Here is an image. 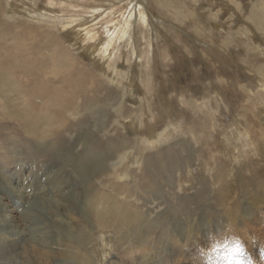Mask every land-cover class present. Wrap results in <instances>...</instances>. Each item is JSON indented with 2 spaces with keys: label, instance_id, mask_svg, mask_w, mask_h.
Masks as SVG:
<instances>
[{
  "label": "rangeland",
  "instance_id": "1",
  "mask_svg": "<svg viewBox=\"0 0 264 264\" xmlns=\"http://www.w3.org/2000/svg\"><path fill=\"white\" fill-rule=\"evenodd\" d=\"M133 1L0 0V264H264V0H147L152 31L139 17L126 29ZM37 84L55 93L42 98ZM79 116L91 141L129 142L107 160L119 177L99 187L89 225L82 187L64 186L77 168L24 140ZM140 173L175 175L115 250ZM110 214L121 225H97Z\"/></svg>",
  "mask_w": 264,
  "mask_h": 264
},
{
  "label": "bare ground",
  "instance_id": "2",
  "mask_svg": "<svg viewBox=\"0 0 264 264\" xmlns=\"http://www.w3.org/2000/svg\"><path fill=\"white\" fill-rule=\"evenodd\" d=\"M129 3H130L129 5H131V2H129ZM133 3H135V4L131 5L130 9L127 12L123 13L124 14L123 19H127L126 21H122V22L126 23L125 24L126 29H127L126 25L129 26V23L131 24V21L129 22L128 18H131L133 20L136 17H139L138 19H140V21L144 24V26L147 25L148 29H151V31H152V29H153V22L152 21L157 22V20L155 17H152V15H154V14H152V12H150L149 15H145L146 14V8H147L146 4L148 3V1L147 0H135V2L133 1ZM50 6L53 7L54 3L50 4ZM148 7H149V5H148ZM246 18L248 19L249 23L252 26H254V27L256 26L258 29L261 28L259 25L260 20L257 17H254V14L249 13V15L247 14ZM79 25L80 26H77V27H79V29H80L79 31L81 34L84 32H88L89 27L84 22L80 23ZM111 34H113V31L109 30V36H111ZM82 41H84V40H82ZM150 48L153 49V47L151 45H150ZM35 91H37V95H39L42 98H48L47 96L55 93L53 90L46 88L45 86H43L41 84L36 85ZM130 91L131 90L128 89L126 91V94ZM48 99H50V98H48ZM88 99H94V97H92V98L87 97V96L84 97V100H88ZM117 99L118 98H116V101H117ZM62 103H59L58 100L56 101V105L58 107H61V108L63 107V104H64V103L63 104ZM116 109L118 110V112L120 111V113L124 111L125 113L128 114V112H129L121 104H117ZM81 110H83V109H81ZM124 112H123V114H124ZM95 113H98V111ZM123 114L118 115V119H120V120L115 121V122L111 121V123H112L111 126L115 127L117 122H121V120L122 121L126 120L127 118L123 119L124 118ZM167 114H169L171 116L172 112L169 111V113H167ZM58 116L61 119L64 117L63 108H62V110L58 109ZM200 117L204 118V115L202 114ZM138 118L135 119L134 123L131 126L132 128H135L136 125H138V120H139V124L146 120V119L142 120V119H140V117H138ZM85 122H86L85 117L79 116L75 121H68L61 128H60L61 125L58 126L57 128H55L53 131H51V133L49 134L48 137H44V138H46L44 140H41V141L38 139L35 140L36 136L34 139H32L31 136L25 137L24 140H26L27 144H28V142H34V144L40 146V148H43L42 152L40 150V152L43 155H44V153L49 154L51 152L52 155L55 157V160L59 161L61 163L60 165H63L64 167H67L70 169L71 168L72 169L77 168L76 172H74V173H76V176L74 177L73 181H72V179H70L68 186L66 184H64V186H66V192L71 189L73 195L77 189H80L82 187V190L80 191V193H78V195H80V197H84L83 201H84V205L86 207L85 206H83V207L85 208V210L87 209V212H86L87 216L84 213L85 214L84 217L87 219V222H88L87 225H89V222H91L89 213L91 211L93 202L95 201V198L97 197V193H98L97 191L99 190V187L102 184H104L108 179H111L113 177L115 179H118V177H119V173H106V172L110 171V169H113L115 171L118 168L116 162L109 164L107 162V160L108 159H115L116 160L117 158H119V155L121 154V152L129 146V142L127 140H125L124 138H119L117 134H114L112 137L105 139V142L102 141L103 139L97 140V138L93 142V141H91L89 134L86 135L82 132V130L84 131L86 128V127H84ZM201 143L202 142H200V144ZM66 144H71L70 150H67L65 148ZM78 144L81 145V147L79 149H77L76 153H74V150ZM101 147H105L108 150H104ZM199 150H197V152H202L204 150L202 144H201V147L199 148ZM58 155H62L63 158H60ZM137 164H138V162H137ZM167 167L168 166L161 165L159 167V169L162 172H166ZM59 169H61V168H59ZM141 172H143V168L141 169ZM74 173H71V174L75 175ZM107 175L110 177H108ZM173 175H175V173H140L138 175L137 184L141 185L140 186V188H141L140 192L142 193V196L139 198V201L141 203L138 207H136L135 209H132V211H134L135 213H134L133 218H132L133 222L131 224L129 223L130 228H128L126 230V229H124V227H121V229L119 231L120 238L116 242L117 244L114 247L115 250H118L117 249L118 247L121 249V245L124 243L126 238L135 239L139 236L138 231H140L139 230L140 225H142V223H145L147 221V213L143 216H140L142 214L141 211H143V208L141 210V207H143V203H145V202L149 203V200H152V198L155 199V198L159 197V195H162L164 192V186L169 185L171 183V180H169V179L171 177H173ZM66 177H69V176L67 175ZM124 179H127V175H124ZM97 184H99V186H97ZM198 193H199L198 187L197 188L195 187V191L193 193H191L192 197L194 196V199L191 197L193 201H196V199L198 197ZM187 200L188 199L186 197H180L179 200L177 201V203L180 205L186 204ZM65 201H63V202H65ZM87 206H88V208H87ZM180 207L182 208V206H180ZM178 209H179L178 207H173V209L171 207L170 210L178 211ZM88 216H89V219H88ZM116 217L114 218L110 214L109 219L106 218V219L98 220L97 225L105 224V225L109 226L110 224L114 225L116 223L118 225H121L120 222H118V220L116 219ZM146 230H148V229H146ZM69 234L72 235L71 233H69ZM72 237H74V236H72ZM72 237L71 236L69 237V235H68L69 239H71ZM75 237H76V235H75ZM9 238H11L12 241L16 242V240H17L16 233H14V232L11 233ZM78 239H80V237ZM103 241H104V242H102V245L104 248L103 257H105L106 254L108 253L107 251L108 250L110 251V249H111V244H110L111 242L109 239H105ZM83 247L84 246H82V248ZM77 248H78V246H77ZM79 249H80V246H79ZM82 254L83 253H81V255ZM78 255H80V254H78ZM74 259H76V258L74 257ZM83 259H84V257H83ZM74 262H76V261H74ZM79 262H82V261H79ZM19 264H28V262L23 263L20 261Z\"/></svg>",
  "mask_w": 264,
  "mask_h": 264
}]
</instances>
